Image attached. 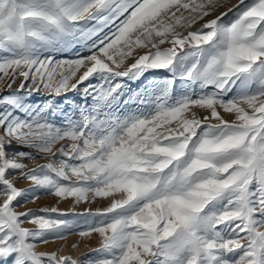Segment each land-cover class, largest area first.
I'll use <instances>...</instances> for the list:
<instances>
[{
  "label": "snow or ice",
  "instance_id": "6c2138e0",
  "mask_svg": "<svg viewBox=\"0 0 264 264\" xmlns=\"http://www.w3.org/2000/svg\"><path fill=\"white\" fill-rule=\"evenodd\" d=\"M224 2L0 0V264H80L37 250L80 227L40 192L108 201L86 264H264V0Z\"/></svg>",
  "mask_w": 264,
  "mask_h": 264
},
{
  "label": "rangeland",
  "instance_id": "374dc122",
  "mask_svg": "<svg viewBox=\"0 0 264 264\" xmlns=\"http://www.w3.org/2000/svg\"><path fill=\"white\" fill-rule=\"evenodd\" d=\"M246 3L250 2V0H245ZM239 0H225L224 7L219 8L215 15H220L222 12H228V16L225 18V20L234 19L239 9H233V11L229 12V8H233L234 5L238 4ZM242 7V6H241ZM214 16H210L207 19H212ZM199 27V25H197ZM168 45H164L162 47H167ZM143 51V50H138ZM68 58H72V54H66ZM60 58V57H58ZM134 62L133 60H129L128 64ZM168 73L164 70L156 71L149 73L147 75V79L155 78H164L167 76ZM144 80L137 81L136 83L132 84V87H137L138 84L144 83ZM20 81L17 80L16 84L13 86L12 91L15 92L16 89L19 87ZM82 87L80 91L72 92L69 91L67 95L61 94L60 96L53 97L47 90L42 89L39 92L33 93L30 100L28 102L32 103L33 105H43L49 101H52L55 105H58L59 107L66 108V101L72 102L75 101L77 103L80 102V97L82 95ZM0 94H7L5 92V89L3 87H0ZM198 114L203 115L202 111H199ZM228 119H231L230 116L226 117ZM57 123H59V120H57ZM62 143H67V141H64ZM61 147V144H57L54 148V151L56 149H59ZM21 150V149H17ZM24 151H30V149L24 148L22 149ZM25 163H28L30 167H34L36 164H44L47 163V159H41L37 158L36 161H24ZM16 186L20 189H31L33 186L32 184L23 179L20 178L16 182ZM39 195V199L35 202H29L24 207H18V211H25L27 209H33L38 211L41 208H58L60 212L67 213L66 216L62 217L65 219H68L70 221L77 222L80 227L76 230H74L72 233L68 234L66 236V239L64 240H54L50 241L48 244H40L38 247V251H45V252H51L55 251L57 249H63L62 253L63 255H69L72 256L73 259H76L80 261V264H86V261L90 258H92L95 253L93 252L94 249H97L100 247V240L98 234H92L90 237H85L79 235L80 231L87 230L88 224L85 220V217L81 215H75L74 213H84L86 209L89 207L92 208L93 211H95L97 208H102L108 204L107 200H97L95 203H80L77 204L74 200V198H68V199H61L51 194H45L43 192L37 193ZM22 198L21 203H23V200L26 199ZM25 227L33 228L34 225L26 224Z\"/></svg>",
  "mask_w": 264,
  "mask_h": 264
}]
</instances>
